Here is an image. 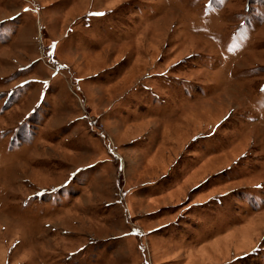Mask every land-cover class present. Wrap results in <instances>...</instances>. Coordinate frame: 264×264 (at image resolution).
Segmentation results:
<instances>
[{"label": "rangeland", "instance_id": "374dc122", "mask_svg": "<svg viewBox=\"0 0 264 264\" xmlns=\"http://www.w3.org/2000/svg\"><path fill=\"white\" fill-rule=\"evenodd\" d=\"M0 264H264V0H0Z\"/></svg>", "mask_w": 264, "mask_h": 264}, {"label": "snow or ice", "instance_id": "6c2138e0", "mask_svg": "<svg viewBox=\"0 0 264 264\" xmlns=\"http://www.w3.org/2000/svg\"><path fill=\"white\" fill-rule=\"evenodd\" d=\"M97 15H104V13H98ZM257 187H261V186L257 185Z\"/></svg>", "mask_w": 264, "mask_h": 264}]
</instances>
